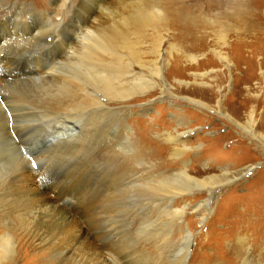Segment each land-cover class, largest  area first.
I'll list each match as a JSON object with an SVG mask.
<instances>
[{
  "label": "bare ground",
  "instance_id": "bare-ground-1",
  "mask_svg": "<svg viewBox=\"0 0 264 264\" xmlns=\"http://www.w3.org/2000/svg\"><path fill=\"white\" fill-rule=\"evenodd\" d=\"M77 3L76 0H51L43 10L33 0H0V151L5 148L4 143H10L13 149L9 151V157L16 156L11 161L16 167H21V170H13L8 179L0 181V219L4 223V231L0 234V264H14L17 256L24 262L28 260L29 247L17 240L16 230L33 243L36 242L39 248L36 258L40 259V264H44V253L50 247L49 230H46L49 202L41 191L48 187L51 189V185L71 181L77 174L84 178L86 184L90 182L82 204L92 210V227L101 230L100 238L106 244L118 245L119 233L130 222L135 226L136 222L153 214L184 215L186 204L181 209L175 207L186 201L183 196L186 192L178 186L197 183L206 190L208 201L193 210L194 213L204 214L209 211L215 189H225L223 184L216 188L206 187L216 176L213 169L188 166L184 156L187 153L199 154L198 148L191 144L198 134L186 138L191 129L183 117H174L171 128L162 130L158 126L151 127L155 130H151L153 134H159L152 135L151 139H148L145 130L136 133L140 126L134 129L132 125L129 126L136 102L143 101L139 104V112L147 114L155 107L151 96H157V99L168 94L176 97L163 85L166 60L160 61V46L155 52V59L151 61L149 79L133 65L136 46L128 38L133 33L130 31L153 25L161 18L159 12L153 10L154 13H147L140 0H79ZM218 3L219 0L213 3L207 0L206 6L209 9ZM247 4L250 11H247L248 8L243 13L249 15L256 3L249 0ZM261 12L257 10L256 16ZM242 16L250 29L256 28L260 32V22H255V25L252 18L245 14ZM262 34L254 42L246 44V51L236 56L238 65L246 61L248 64L250 56L253 58L259 51L264 55ZM49 37L51 41H48ZM239 43H234L230 48L232 54L239 48ZM27 48L30 49L24 53L23 50ZM219 59L227 67L231 64L226 55ZM31 60L34 61L31 64L39 67L35 66L32 71L23 74L22 70L18 71L12 81L8 80L10 74L1 78L5 73L21 68L20 64H29ZM191 60L196 61L197 58L191 57ZM252 64L248 65V71H252L251 74L249 72V79L255 68ZM60 69L64 71L60 73ZM241 83L234 87V102L232 96L226 101L231 113L226 114L234 126L250 136L252 141L260 143L257 147L262 149L260 152L263 155L252 149L251 145L239 147L243 156L240 157L242 160L236 161L238 164L253 156L257 159L264 156V121L257 122L254 109L249 112L247 122L239 119L250 100L249 97L241 98L247 89ZM192 93L209 96L201 88ZM238 99L240 104L236 106ZM187 100L225 113L220 101L209 107L202 100ZM73 132L77 133L75 137L67 136V133ZM56 136L61 139L51 141V138L55 141ZM100 150L103 154L101 157L96 155ZM158 150L163 156L172 155L175 161L170 163L164 157L160 159ZM127 155V164L121 170L117 162L110 160L112 157L123 159ZM156 160L161 161L167 169L155 173ZM147 164L148 167L145 166ZM169 164L176 168L169 167ZM141 166H145V169L142 170ZM246 171L249 172V169L246 168ZM139 173L142 175L138 176ZM203 176L205 178L198 179ZM29 177L35 178L32 180L35 189L32 194L30 189L27 190L30 185L24 184ZM241 177L242 173L236 175L232 172L230 181L235 183ZM49 206L51 209L52 206ZM249 214L247 212L245 218ZM263 216H257L262 218L256 220L257 228L247 222L244 228L227 231L231 242L222 246L218 255L213 257L217 263L210 264L264 262ZM116 217L118 219L114 220ZM161 227L157 233L170 228L169 225ZM165 232L162 230L161 234ZM174 232L171 231L170 237L175 236ZM244 232L247 234L244 235ZM238 233H243L242 237H238ZM131 238L126 246L127 249L131 248L129 254L133 251L132 247L137 246ZM166 241L170 242L168 238ZM169 244L162 247L164 252L177 250L186 263L193 245L192 234L183 231L180 238L171 240ZM141 258L142 255L138 256L135 262L144 264L146 259ZM116 264L122 263L118 260ZM190 264L198 263L190 261Z\"/></svg>",
  "mask_w": 264,
  "mask_h": 264
},
{
  "label": "rangeland",
  "instance_id": "rangeland-1",
  "mask_svg": "<svg viewBox=\"0 0 264 264\" xmlns=\"http://www.w3.org/2000/svg\"><path fill=\"white\" fill-rule=\"evenodd\" d=\"M33 1L42 9H45L47 2H51V0ZM76 1L79 3V0ZM211 1L210 3H213L214 0ZM248 2L249 0H219L217 5L214 4L208 9L207 0H140L141 6L147 13H154L153 10H155L159 12L161 18L155 21L153 25L138 30L139 32L136 29L131 30L130 32L133 33L128 36L136 46L133 65L145 74L146 79H149V72L152 68L151 61L155 59V52L160 46V61L166 60L163 85L168 87V91L176 95L175 98H172L173 96L168 94L163 98L160 96L159 99L157 96H151V101L155 107L147 114L139 112L141 110L139 104L143 101L136 102L135 113L129 126L132 125L133 129L140 126V130L136 133L145 130L148 139H151L152 135H159L157 132L153 134L151 127L158 126L164 130L174 126V117L184 118L191 129L190 135L187 134L186 138L196 137L198 134L191 144L198 148L199 154L187 153L184 156L188 166H197L202 170L213 169V174L216 176L210 180L206 187L216 188L220 184L225 187V189L222 187L221 190L215 189V197L210 199L209 211L205 214L193 212L197 205H202L209 198L206 190L200 184H184L178 187L186 192L183 195L186 201L175 205L176 208L181 209L186 204L187 211L184 215L163 213L162 216H159L153 214L152 217H145L144 220L136 222L135 226L133 222H130L119 233L118 245L106 244L100 238L101 230L97 231L92 227V210L82 204V198L87 197L86 191L89 190L90 182L86 184L84 178L77 174L76 179L73 178L71 181L55 186L51 185V189L48 187L41 191L46 196L47 203L49 202L48 204L52 206L50 209L47 204L46 209L48 220L46 221L48 222L46 223V230L47 232L49 230L47 234L50 247L44 253V264H116L118 260L122 264H137L135 261L140 255H142L141 259H146L144 264H190V261L198 264L217 263L213 257L218 255L222 246L224 247L228 242H231L227 231L234 228H244L248 225L247 222L253 228L258 227L256 220L262 218L257 216L264 215V156L259 159L253 156L242 164L236 163L238 159L242 160L240 157L243 156L239 147L251 145L252 149L259 152L262 149L257 147L260 145L259 142L252 141L250 136L234 126L226 114L230 113L226 101L230 100L234 87L242 82V87L247 89L241 98L249 97L250 100L246 104V108L242 110L239 119L243 123L247 122L249 112L254 109L257 122L263 123L264 121V75H262L264 72V55L262 51H259L260 53L258 52L253 58L249 55L251 60L248 61V64L246 61L241 65H238L235 59L237 55L246 51V44L254 42L259 35L262 36L264 33V14L262 13L264 12V0H254L256 6H254L251 14L249 12V15L246 12L243 13L248 8L247 11H250ZM257 10L262 12L256 16ZM243 14L252 18L255 25V22H260L258 23L260 28H258L261 33L256 28L250 29L249 25L244 23ZM48 41H51L50 37ZM234 43H239V48L232 54L230 48ZM29 49H24V53ZM225 55L231 60L229 67L219 59ZM191 57L197 58V60L192 61ZM7 58H11V56ZM32 62L34 61L31 60L27 65L20 64L19 67L21 68L12 72L9 71L1 78L10 74L11 78L9 77L8 80H15L18 71L22 70L21 73L23 74L32 71L33 67L37 66L31 64ZM160 64L163 65L162 62ZM251 64L255 68L253 75L250 76L251 79H249V72L251 74L252 71H248V65ZM60 70V73L64 71L63 69ZM176 81L182 83L179 84ZM200 88L206 90L209 96L192 93L195 89ZM187 98L202 100L209 107L220 101L224 105L225 113L214 107L208 109L198 103L193 104ZM231 99L234 102V96ZM238 104H240V99H238L236 106ZM233 117L235 118V116ZM76 134L74 132L72 134L67 133V136L73 138ZM54 138L56 140L51 138V141L56 142L61 139L58 136ZM4 144L5 148L0 151V181L8 179L13 170H21L19 165L16 167L11 161L13 158L16 159V156L9 157V151L13 147L8 142ZM102 150L98 151L96 155L101 157L103 155L101 154ZM160 152L158 150L160 159L164 157V160L170 161V163L175 161L172 155L164 154L163 156ZM128 157L129 155L123 156V159L112 157L110 160L117 162L118 164H116L121 170L126 166ZM156 162L158 163L154 167L155 173L167 169L161 161L156 160ZM169 165V167L176 168L175 165ZM145 166L148 167L149 164ZM145 166L140 168L143 170ZM246 168L249 169V172L246 171ZM232 172L236 175L242 173L241 179L232 183L233 181H230ZM22 173L27 176L25 171ZM141 175L139 173L138 176ZM203 178L205 176L198 177V179ZM34 179V177L33 179L29 177L27 183L24 182L25 185H30L27 190L30 189L31 194L35 192L34 187H32ZM57 206L58 208H56ZM58 209L63 210L59 211ZM247 212L250 214L245 218ZM49 216L54 218L51 219ZM113 219L117 220L118 217ZM2 222L0 219V234L4 231V223ZM163 225H169L171 228L162 229L166 231L164 235L161 234L162 230L157 233V230L163 228L161 227ZM262 227L264 232V225ZM173 230L175 236L170 237L169 234ZM183 231H188L193 236V245L186 263L177 250L165 253L162 249L171 240L180 238ZM14 232L17 240L21 241L22 245L25 244L29 247L28 260L24 262L17 256L14 264H40V259L36 258L39 256V248L36 246V242L33 243L20 231ZM242 234L238 233V237H242ZM245 234L247 233L244 232ZM131 235H133L132 238ZM130 238L134 243H137V246L132 247L131 254H129L131 248L127 249L126 247ZM167 238L170 242L166 241ZM168 246L178 247L174 244ZM168 250L171 251V248ZM261 262L264 264L263 261Z\"/></svg>",
  "mask_w": 264,
  "mask_h": 264
}]
</instances>
